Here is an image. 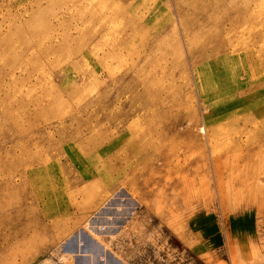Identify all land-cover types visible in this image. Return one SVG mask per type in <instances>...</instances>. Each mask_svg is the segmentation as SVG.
<instances>
[{
	"label": "rangeland",
	"instance_id": "1",
	"mask_svg": "<svg viewBox=\"0 0 264 264\" xmlns=\"http://www.w3.org/2000/svg\"><path fill=\"white\" fill-rule=\"evenodd\" d=\"M243 1L0 0V264H264Z\"/></svg>",
	"mask_w": 264,
	"mask_h": 264
},
{
	"label": "bare ground",
	"instance_id": "2",
	"mask_svg": "<svg viewBox=\"0 0 264 264\" xmlns=\"http://www.w3.org/2000/svg\"><path fill=\"white\" fill-rule=\"evenodd\" d=\"M233 1V0H232ZM252 1V0H251ZM255 1V0H254ZM249 3V1L248 0H246V1H243V5H242V10H241V12H239V18L241 19V23H242V25L241 26H244V31H247V34H248V40L250 41V43H249V45H247L245 48H243V49H245L249 54H247L245 57H244V61H246V62H249V63H253V59H252V54H253V52H255L256 54L258 53V51L255 49L256 47H257V44L259 43V41H260V34L259 33H256L257 32V30H255V22H253V23H249V22H252L254 19H255V17H256V15L257 16H259V13H257L256 12V10H257V6L254 4V6L253 7H251L250 6V4H248ZM253 4V3H252ZM179 12V11H178ZM242 14V15H241ZM177 24V23H176ZM240 24V23H239ZM231 26V30H233V26L234 25H230ZM179 27L180 28H182V29H184L185 30V28L186 27H184V25L183 24H181V23H179ZM220 35V34H219ZM222 36H223V34H222ZM220 37V36H219ZM213 38H214V36H213ZM216 38V37H215ZM218 38V37H217ZM221 38V37H220ZM224 38V37H223ZM233 38V37H232ZM222 39V38H221ZM245 40V39H244ZM222 41H223V39H222ZM228 41V40H227ZM220 42V41H219ZM218 42V43H219ZM223 43H224V41H223ZM229 44V46L231 45V48H230V50L229 51H231V53L230 54H235L236 53V49H234V47L232 46V43L231 42H228ZM222 44V43H221ZM220 44V45H221ZM238 44H240V43H238ZM246 45V44H245ZM228 46V47H229ZM241 46V45H240ZM220 47V46H219ZM243 47V46H242ZM226 48V47H225ZM240 48V47H239ZM220 50H221V48H219ZM194 50V49H193ZM215 51V50H214ZM224 51V50H223ZM225 51H226V53L228 54L229 52L227 51V49H225ZM201 52V51H200ZM203 53V52H202ZM205 53V52H204ZM217 55V54H216ZM201 56V55H200ZM205 56V55H204ZM208 56V55H207ZM211 56V55H210ZM263 57H264V55H263ZM214 58V57H213ZM248 59V61H247V59ZM202 59H204V58H202ZM210 59V58H209ZM261 59H262V56H261ZM206 60V59H205ZM260 62H261V60H260ZM239 111L240 110H238V114L237 115H235V116H232V118H231V120H233V123H238L239 122V120H242L243 118H245V117H247V116H242V118L241 117H239L240 115H239ZM235 114V113H234ZM235 117V118H234ZM237 117V118H236ZM244 121H246V120H244ZM236 125H238V124H236ZM244 125H246V124H243V127L242 128H238L236 131H234L233 130V133H234V139L231 141V140H229L230 141V144H231V142L232 143H235V146H234V148H241L245 143V141H243V139H242V136H243V134H244V136H245V132H244V130H245V126ZM254 131H256V128L254 129ZM259 134V133H258ZM206 136V135H205ZM260 136V135H259ZM249 139V137H247L246 136V140H248ZM249 144V143H248ZM255 144V143H254ZM264 145V144H263ZM262 145V146H263ZM230 146V145H229ZM231 147V146H230ZM260 148V147H259ZM263 148V147H262ZM251 149V148H250ZM248 150V149H247ZM244 151V150H243ZM240 153V152H239ZM239 153H237V154H239ZM246 153H247V151H246ZM231 154V153H230ZM243 155V154H242ZM241 155V156H242ZM231 157V156H230ZM243 159H244V157H242ZM246 158V157H245ZM248 159V158H247ZM239 160H241V159H239ZM242 162V161H241ZM246 162V161H245ZM239 164H242V163H240L239 162ZM244 164V163H243ZM238 165V164H237ZM247 165V164H246ZM234 166H236V165H234ZM240 166H242V165H240ZM239 167V166H238ZM237 168V167H236ZM242 168V167H241ZM234 169V168H233ZM238 169H240V168H238ZM237 169V170H238ZM235 171V170H234ZM245 176H246V174H245ZM244 176V177H245ZM240 179H241V177H240ZM245 179V178H244ZM246 182H247V180H245ZM253 182H254V180H252ZM244 184V183H243ZM248 185H251V187L254 189V190H258L257 188H258V183H256V182H254V184H252V183H249ZM247 185V186H248ZM244 189H245V187H244ZM8 249V248H7Z\"/></svg>",
	"mask_w": 264,
	"mask_h": 264
},
{
	"label": "crops",
	"instance_id": "3",
	"mask_svg": "<svg viewBox=\"0 0 264 264\" xmlns=\"http://www.w3.org/2000/svg\"><path fill=\"white\" fill-rule=\"evenodd\" d=\"M241 227H242L243 229H241ZM241 227H240V230L243 231L244 237H248V235H249V229H245V228H244V224L241 225ZM241 231H240V232H241ZM240 232H239V233H240ZM246 233H248V235H247ZM246 235H247V236H246Z\"/></svg>",
	"mask_w": 264,
	"mask_h": 264
}]
</instances>
